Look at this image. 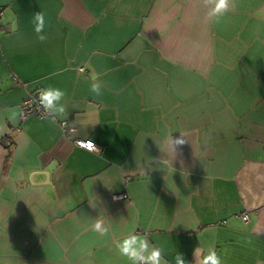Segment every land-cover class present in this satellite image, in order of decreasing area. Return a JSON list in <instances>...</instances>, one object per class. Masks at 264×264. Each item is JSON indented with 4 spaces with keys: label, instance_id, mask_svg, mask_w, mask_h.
I'll return each instance as SVG.
<instances>
[{
    "label": "crops",
    "instance_id": "0c3cea01",
    "mask_svg": "<svg viewBox=\"0 0 264 264\" xmlns=\"http://www.w3.org/2000/svg\"><path fill=\"white\" fill-rule=\"evenodd\" d=\"M0 8V264H130L116 248L129 231L169 264L210 245L224 264H264V0H237L220 24L201 0ZM49 85L67 93L65 119L21 120ZM99 215L107 237L91 231Z\"/></svg>",
    "mask_w": 264,
    "mask_h": 264
},
{
    "label": "clouds",
    "instance_id": "9594fccd",
    "mask_svg": "<svg viewBox=\"0 0 264 264\" xmlns=\"http://www.w3.org/2000/svg\"><path fill=\"white\" fill-rule=\"evenodd\" d=\"M203 7L207 9L206 21L212 24H220L224 18L236 10L237 0H201ZM32 23L37 39L41 42L47 40L46 15L43 11L33 14ZM90 92L99 97L103 94L104 84L99 77L93 75L91 78ZM67 93L65 90L46 86L41 88L38 95V102L44 113L51 117V122L56 124L63 121L67 116V104L65 101ZM15 116L16 110H12ZM66 124V123H65ZM5 128L0 127V135H3ZM180 136L173 138L170 135V146L175 153L178 146L187 142V134L179 131ZM83 146V144H82ZM89 150L92 149V142H87ZM91 231L100 237H107L111 231V226L106 224L99 215L91 225ZM116 248L119 254L126 258L130 264H169L165 259V248L162 245L151 243L146 235H141L135 231H129L116 242ZM195 261L193 264H224V260L217 252L214 245L207 248L206 254L201 256L200 248L195 249ZM175 264H188L182 253H177L174 257Z\"/></svg>",
    "mask_w": 264,
    "mask_h": 264
},
{
    "label": "built area",
    "instance_id": "2783aa9c",
    "mask_svg": "<svg viewBox=\"0 0 264 264\" xmlns=\"http://www.w3.org/2000/svg\"><path fill=\"white\" fill-rule=\"evenodd\" d=\"M4 13H5V10L3 8H0V25L3 21ZM40 90L41 89H36L35 91L29 93L28 96L22 102L21 108H20L21 120H26L30 117H38V118L50 117L44 113L43 109L39 105L38 95H39ZM88 141L92 142V149L90 151H93V152L99 151L98 146L95 144L93 140L77 139L75 140V144L81 148H85L89 150V148L87 147ZM8 144H10V142H8ZM128 198H129L128 194H113L114 200H123V199H128ZM243 219L245 220L249 219L248 214H244Z\"/></svg>",
    "mask_w": 264,
    "mask_h": 264
}]
</instances>
